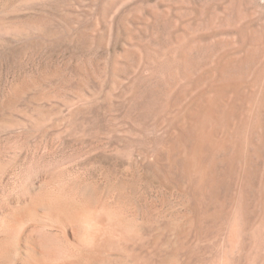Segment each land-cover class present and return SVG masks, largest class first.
Returning a JSON list of instances; mask_svg holds the SVG:
<instances>
[{"label": "rangeland", "instance_id": "374dc122", "mask_svg": "<svg viewBox=\"0 0 264 264\" xmlns=\"http://www.w3.org/2000/svg\"><path fill=\"white\" fill-rule=\"evenodd\" d=\"M137 1L0 0V264H264V77L200 53L179 99L159 55L210 15L264 39V0Z\"/></svg>", "mask_w": 264, "mask_h": 264}, {"label": "bare ground", "instance_id": "6f19581e", "mask_svg": "<svg viewBox=\"0 0 264 264\" xmlns=\"http://www.w3.org/2000/svg\"><path fill=\"white\" fill-rule=\"evenodd\" d=\"M137 2H141V1L139 0ZM112 4L114 5L115 3H112ZM212 6H211V4H208L207 7L205 6L206 9L204 8L205 10H203V9H202V11L199 10V11H201V15L204 16L208 12H210ZM127 9H129V8H127ZM135 9L138 11L143 10L141 4L136 5ZM242 12L243 11L240 12L241 15H243ZM240 14H239V16H240ZM152 15H154V17L157 20H159L161 18L160 14H158L157 12H152ZM216 18H218L216 15H210L207 23H203V24L199 25V28L197 26L198 29H201V28L206 29L207 32H205V33H200V32L198 33L196 31H194L193 33L192 32L190 33L191 36H188L187 34L175 35L174 31H172V30L168 31L167 30L168 35H169L168 39L161 41L163 44L162 45L163 49L159 51V55L164 56V58H165L164 63L167 64V67L171 68V72H172L171 73V80H170V84H169L170 87L166 90L172 91L175 87L179 86L180 91L177 95L180 97L179 99H184L187 96H190L191 92L193 90H195L196 88H201V86L204 85L205 82H208L209 80L211 82L213 81V79L211 80L212 71L210 69H208L207 67L206 68L203 67V68H205V70H203L201 72L196 71L197 69H196V63H195V55L200 54V53H203V55L205 54L206 56L218 54L217 59H218V63L222 67L221 68L222 69L221 74L223 76V82H224L223 84H225V85H227V84L230 85L232 78L243 77L245 75L244 74L245 73V67H247V65L253 66L254 64H257L256 67L253 68V70H252L253 76L257 81H259V79H262L264 77V44L263 43H262L263 45L260 44L261 43L260 38H262V36L259 37L260 33L258 31H256L257 29L255 31H251L250 26L252 25V22L248 21L246 26H244V27L240 26L238 28L237 25H235L233 22V20L236 18H232L229 20V23L232 26L231 28L229 27L226 29V28L222 27L220 29H215V28H213L215 26V25H213V23L215 22ZM238 19H239V17L237 18V20ZM223 25H225V24H223ZM252 27H254V25ZM252 30H254V29H252ZM158 32H159V34H164L166 32V29L165 30H159ZM227 32H230V33L235 32L236 34H238L239 38L237 36V41H235L231 38L230 39L227 38V36H228ZM218 33H219V35L223 34V36L222 37L217 36ZM225 34H226V36H225ZM213 36L218 37V39L216 41L213 40V38L211 39L213 41L209 40ZM229 36H230V34H229ZM258 38L260 39V42H258L259 41ZM235 42H237V43H235ZM130 52L131 51L128 50L126 53H130ZM241 52L245 53L244 57H242L240 55ZM201 64H203V62ZM206 64H208V63H206ZM183 82H185L186 84ZM208 83H210V82H208ZM205 85H206V83H205ZM211 85L209 87H211ZM161 88H160V90L163 91V89H161ZM161 93H163L165 95L164 92H161ZM170 98H172V96L169 97V99L167 98L168 101L170 100ZM189 100H192V98H190ZM195 100H196V97H195V99H193L192 102H194ZM197 100H199V98ZM196 102H198V101H196ZM183 103L184 102H182V104ZM186 106H187V104H186ZM186 106H183L184 109L187 108ZM176 107H177V105H176ZM177 108L179 109V107H177ZM180 109H182V108H180ZM184 109H182L181 111H183V112L185 111L184 113H186L188 110H184ZM180 113L177 114L178 117H177V115L175 117L178 119V120L176 119L177 122H181V120L179 121V119H181V117H179ZM188 113H190L193 116L194 112L188 111L187 114ZM194 116H195V114H194ZM175 118H174V120H175ZM179 124L180 123H178V125ZM43 254H47V253H43ZM39 259L40 260H38V261H40V262H38V264H53L49 260L45 261V263H44V261H42L41 258H39ZM72 263H74V262H72Z\"/></svg>", "mask_w": 264, "mask_h": 264}]
</instances>
